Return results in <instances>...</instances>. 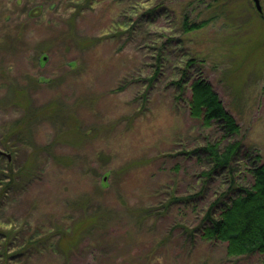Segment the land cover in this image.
Here are the masks:
<instances>
[{"label": "rangeland", "instance_id": "obj_1", "mask_svg": "<svg viewBox=\"0 0 264 264\" xmlns=\"http://www.w3.org/2000/svg\"><path fill=\"white\" fill-rule=\"evenodd\" d=\"M259 13L252 0H0V156L43 167L5 217L29 202L66 225L34 264H261L200 236L229 182L202 181L193 149L224 128L186 103L194 78L211 84L237 126L234 182H249L264 165ZM17 125L27 142L8 136Z\"/></svg>", "mask_w": 264, "mask_h": 264}, {"label": "trees", "instance_id": "obj_2", "mask_svg": "<svg viewBox=\"0 0 264 264\" xmlns=\"http://www.w3.org/2000/svg\"><path fill=\"white\" fill-rule=\"evenodd\" d=\"M184 25L191 29L197 24L187 22ZM156 74L157 70L149 78ZM180 76L174 81L177 87H181L180 79L186 73L182 72ZM186 103L191 117L201 120L202 125L209 127L220 122L224 128L219 139L208 138L202 146L193 149L203 154V157L198 154V160L204 165L199 175L202 181L221 171L229 182L227 193L216 196L209 203L200 236L225 242L229 256L257 253L261 264H264V165L261 163L249 168L251 180L236 184L232 162L240 149V142L225 139L237 129L233 116L224 108L211 84L201 76L189 83ZM18 125L8 131V136L13 134L18 137L16 140L27 142ZM42 169L31 157L15 165L0 156V264H34L35 256L42 254L47 245L52 247L50 240L53 235H60V238L66 235L64 218L54 222L50 216L40 215L37 206L29 202L20 216L12 214L5 217L6 212L12 211V206L22 203L23 196ZM65 249L61 248L62 254Z\"/></svg>", "mask_w": 264, "mask_h": 264}, {"label": "water", "instance_id": "obj_3", "mask_svg": "<svg viewBox=\"0 0 264 264\" xmlns=\"http://www.w3.org/2000/svg\"><path fill=\"white\" fill-rule=\"evenodd\" d=\"M253 1V4L255 6V8L259 11L260 10V6H259V2L258 0H252ZM0 154L1 155H4L8 160H10V153L9 152H5L3 150H0Z\"/></svg>", "mask_w": 264, "mask_h": 264}, {"label": "flooded vegetation", "instance_id": "obj_4", "mask_svg": "<svg viewBox=\"0 0 264 264\" xmlns=\"http://www.w3.org/2000/svg\"><path fill=\"white\" fill-rule=\"evenodd\" d=\"M258 2H259V8H260V10H259V14H261V15H263V10H264V0H258ZM252 3H253V1H252Z\"/></svg>", "mask_w": 264, "mask_h": 264}]
</instances>
